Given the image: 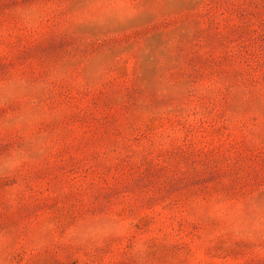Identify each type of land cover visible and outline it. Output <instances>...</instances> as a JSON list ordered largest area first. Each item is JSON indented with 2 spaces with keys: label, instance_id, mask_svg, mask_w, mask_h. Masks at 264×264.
Masks as SVG:
<instances>
[{
  "label": "rangeland",
  "instance_id": "1",
  "mask_svg": "<svg viewBox=\"0 0 264 264\" xmlns=\"http://www.w3.org/2000/svg\"><path fill=\"white\" fill-rule=\"evenodd\" d=\"M0 264H264V0H0Z\"/></svg>",
  "mask_w": 264,
  "mask_h": 264
}]
</instances>
